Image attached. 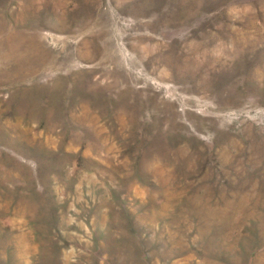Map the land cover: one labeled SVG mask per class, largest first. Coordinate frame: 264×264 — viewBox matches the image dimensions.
<instances>
[{
  "label": "rangeland",
  "instance_id": "obj_1",
  "mask_svg": "<svg viewBox=\"0 0 264 264\" xmlns=\"http://www.w3.org/2000/svg\"><path fill=\"white\" fill-rule=\"evenodd\" d=\"M0 264H264V0H0Z\"/></svg>",
  "mask_w": 264,
  "mask_h": 264
}]
</instances>
